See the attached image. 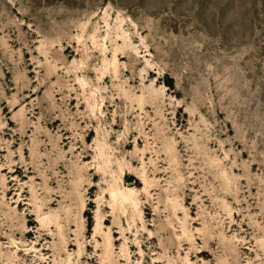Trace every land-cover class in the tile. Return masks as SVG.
I'll return each instance as SVG.
<instances>
[{"label": "rangeland", "instance_id": "obj_1", "mask_svg": "<svg viewBox=\"0 0 264 264\" xmlns=\"http://www.w3.org/2000/svg\"><path fill=\"white\" fill-rule=\"evenodd\" d=\"M111 246L264 264V0H0V264Z\"/></svg>", "mask_w": 264, "mask_h": 264}, {"label": "bare ground", "instance_id": "obj_2", "mask_svg": "<svg viewBox=\"0 0 264 264\" xmlns=\"http://www.w3.org/2000/svg\"><path fill=\"white\" fill-rule=\"evenodd\" d=\"M87 131L89 132V135L92 133V130L91 129H87ZM132 136H133V134L129 137V136H127L121 143H120V147H121V149H122V151H121V153H123V152H125V149L127 148V147H129V146H131L134 142H137V144L138 143H140L141 141H142V136L141 137H137L135 140H133L132 139ZM89 147H87V146H84V149L82 150V153L83 154H85V156H88V152H89ZM104 153V152H103ZM135 156H136V154L135 153H133V154H131V157H132V160L133 161H135L134 159H135ZM94 167H92V169H93ZM164 173L165 172V170H159L158 169V167H156V169H154V173ZM129 175L130 174H127V176L129 177ZM113 195H115L114 193H113ZM57 201V199H54V200H51L50 202H49V204L50 205H53L55 202ZM185 201L187 202V196H186V198H185ZM58 202V201H57ZM61 202V201H60ZM148 205H150L149 203H147ZM48 207V206H47ZM50 207V206H49ZM107 220H109V218H105L104 219V221H107ZM111 230V229H110ZM171 231L173 230V229H170ZM110 234V233H109ZM108 236H110V235H108ZM122 238V237H121ZM120 238V239H121ZM110 239V240H109ZM107 240H109V243H111V237H109ZM113 240V243H115V239H112ZM118 240V239H117ZM109 245V244H108ZM106 246V245H105ZM113 246H111L110 248L111 249H109L110 251L109 252H107V253H109V256H108V261H109V263L110 264H120V260H127V261H129V257H125V258H117V257H114L113 256V253H114V251H113V249L114 248H112ZM106 248H107V246H106ZM105 248V249H106ZM108 250V249H107ZM205 250H202V251H200L201 253H203ZM101 260H102V258H101ZM157 263H159L160 261H156Z\"/></svg>", "mask_w": 264, "mask_h": 264}]
</instances>
